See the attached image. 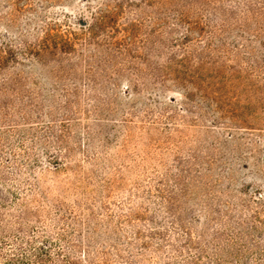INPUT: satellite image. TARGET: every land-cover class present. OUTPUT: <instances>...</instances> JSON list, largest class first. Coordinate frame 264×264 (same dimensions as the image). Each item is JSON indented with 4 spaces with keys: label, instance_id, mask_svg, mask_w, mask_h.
I'll return each instance as SVG.
<instances>
[{
    "label": "rangeland",
    "instance_id": "374dc122",
    "mask_svg": "<svg viewBox=\"0 0 264 264\" xmlns=\"http://www.w3.org/2000/svg\"><path fill=\"white\" fill-rule=\"evenodd\" d=\"M0 264H264V0H0Z\"/></svg>",
    "mask_w": 264,
    "mask_h": 264
}]
</instances>
